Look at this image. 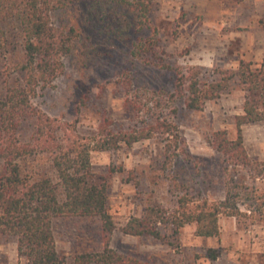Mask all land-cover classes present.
<instances>
[{
    "label": "trees",
    "instance_id": "trees-1",
    "mask_svg": "<svg viewBox=\"0 0 264 264\" xmlns=\"http://www.w3.org/2000/svg\"><path fill=\"white\" fill-rule=\"evenodd\" d=\"M153 1L77 0L83 23L95 25V36L62 18L72 11L75 0H0V236L16 238L18 264L21 260L23 264H139L111 245L119 228L110 212V183L93 170L91 154L158 136L168 141L164 152L170 167L181 153L178 126L166 116L151 114L140 128L115 130L105 120L82 132L77 120L52 117L34 108L32 99L66 74L68 59L83 65L101 60L105 53L99 41L132 39L127 53L132 58L175 70L158 60V34L149 17ZM131 34L142 35L132 38ZM213 71V78L207 80L195 68H181L175 74V90L184 106L194 111L203 110L233 85L244 93L243 112L235 117L236 137L219 129L210 138L222 155L224 199H202L194 207L186 196L174 208L150 203L141 216L130 217L122 232L166 242L161 226L177 234L195 222L197 236L214 237L220 233L218 221L224 213L264 224V187L256 185L264 180V160L249 156L243 133L245 124L264 121V59L259 66L241 60L236 69ZM158 103L155 107L162 105ZM63 217L98 218L102 249L71 256L60 252L54 221ZM209 257L216 259L218 254L210 250Z\"/></svg>",
    "mask_w": 264,
    "mask_h": 264
},
{
    "label": "rangeland",
    "instance_id": "rangeland-1",
    "mask_svg": "<svg viewBox=\"0 0 264 264\" xmlns=\"http://www.w3.org/2000/svg\"><path fill=\"white\" fill-rule=\"evenodd\" d=\"M76 1L62 18L97 36L94 24L83 23ZM149 17L158 34V60L175 70L132 58L127 54L132 39L99 41L105 53L101 60L83 65L68 59L66 74L39 91L32 106L52 117L77 120L82 132L105 120L115 130L140 128L151 114L166 116L178 126L181 153L170 167L164 152L168 141L158 136L92 152L93 170L110 183L109 207L119 228L112 238L113 248L135 257L139 264H264V224L247 216L222 214L220 233L214 237L197 236L195 222L177 234L161 226L166 242L120 229L131 216H141L150 203L174 208L186 196L194 207L202 199H224L222 155L210 138L219 129L236 137L235 117L243 112L244 93L233 85L203 110H188L175 90V74L181 68H195L211 80L214 69H236L241 60L259 66L264 59V0H154ZM158 102L162 105L155 107ZM243 133L249 156L264 160V121L245 124ZM116 169L123 171H112ZM256 185L264 187V180ZM54 229L58 249L65 255L103 247L98 218H57ZM210 250L217 252L216 259L209 257ZM18 263L16 238L0 236V264Z\"/></svg>",
    "mask_w": 264,
    "mask_h": 264
},
{
    "label": "crops",
    "instance_id": "crops-1",
    "mask_svg": "<svg viewBox=\"0 0 264 264\" xmlns=\"http://www.w3.org/2000/svg\"><path fill=\"white\" fill-rule=\"evenodd\" d=\"M21 263L23 264L24 263V260H21Z\"/></svg>",
    "mask_w": 264,
    "mask_h": 264
}]
</instances>
